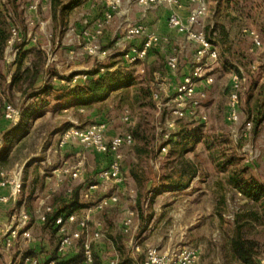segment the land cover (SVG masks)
Returning a JSON list of instances; mask_svg holds the SVG:
<instances>
[{
  "label": "rangeland",
  "instance_id": "rangeland-1",
  "mask_svg": "<svg viewBox=\"0 0 264 264\" xmlns=\"http://www.w3.org/2000/svg\"><path fill=\"white\" fill-rule=\"evenodd\" d=\"M74 1L64 0L62 7L64 8L65 6V8H62L60 13L57 12L55 16L52 0L51 18L47 24L48 30L52 35L49 38L43 36L40 40V46H46L48 52H53L54 54L58 53L55 50L57 44L64 43L62 45L63 49H61L62 52L57 54L58 61L61 64L73 59V57H69L65 53L64 48L74 47L75 53H73V56L75 58L73 60H77L76 57L83 58L82 60L86 61L90 59L86 58V52L82 49L83 46L79 44L78 40L76 42L70 40L73 35H69L67 28L70 24H82V19L87 17L88 14L92 15L93 9L102 4L101 0H92L90 4H87L84 0H76L75 5L69 8ZM228 1L210 0L209 11L203 21V29L207 36L219 47L220 57L218 61L207 66V72L213 75L214 81L207 85L199 84L201 88L206 89V97L201 101V105L197 110V117L189 116L179 119L170 111V108L175 106L171 102V98L174 95L176 85L185 73L190 72L194 68L196 46L188 43L183 35L177 34L169 28L167 22L168 7L159 6L146 11L135 7L136 9L130 12L132 19L129 18L133 21L145 23L151 31L161 36L162 42L152 50L144 62L131 65L123 62L121 56L116 58L120 67L127 72H132L133 77L138 82L131 87L130 92L126 93V95H120L119 92L121 90H117L110 93L108 100L94 101L92 104L84 106L83 111L79 110L81 107L72 106L65 114L60 111L54 115L46 114L43 120L39 119L37 121V127L31 129L32 134L24 139L26 146L17 154L19 156L16 159L17 162L15 161L11 167L24 164V198L26 199L25 196H28L33 182V174H38L41 177L38 182V189L41 186L46 188L47 185L52 186L54 184L55 179L49 178V175L44 178V174L47 175L49 170L47 168L44 170V167H49V165L41 163V160L49 154V150H51L52 164L61 165L66 158L72 161L69 156L62 157L60 152L54 150L57 147L62 129L66 127V120L70 123L74 116L78 123L87 125L93 121L100 120L101 115L105 113L109 120L110 131L116 134L126 132L134 127L137 122H142V129L148 137V150L150 151L142 157H137L130 147L125 150L124 162L129 165L132 162L138 163L141 160L138 166L141 170L152 175L166 161L165 154L159 153L160 146L165 142L166 134L172 133L180 125L188 129L200 126L203 135L199 139L201 142L188 155L199 158L201 165L206 170L205 173L212 176L211 183L213 185L216 184L218 186V182L223 184L226 198L223 201L221 197L217 196L219 197L217 200L219 209L222 211L218 222H195L185 236H188L190 244L199 246L201 252L200 264H264V207L261 202H253L248 200L247 196L240 195L238 190L235 191L233 189V186L229 184L225 186L224 184L228 182L227 171L220 170V165L226 166L229 171L247 167L248 172L245 176H252L264 183V0ZM27 2V0H18L15 7L13 3H7V7L10 9L8 10L9 12L5 11L7 15L11 12L16 24L21 27L25 26L28 19L24 13ZM120 10H123V4L115 14L112 22L106 27L101 37V43L104 48H110L115 53L122 54L118 52L120 47L116 45L117 31L121 23L117 14ZM187 13L188 7L185 6L181 10V14L186 16ZM216 22L224 23L227 26L229 39L226 43L219 42L216 35L212 32ZM249 30L259 32L263 41L261 47H253ZM73 42L76 45H73ZM170 54H177L179 59L178 65L174 70L167 66V58ZM108 59L103 61L106 62ZM98 63L97 58H93V64L96 66ZM234 73L247 77L246 87L242 90L240 97V121L236 126L239 129V135L237 136L234 131L235 126L226 119ZM5 89L7 90L6 87ZM15 89L21 92L17 87ZM139 89H142L146 96L143 95L139 101H136L133 98V94L138 92ZM17 92L11 89L8 95L12 102L21 105L23 94L17 95ZM154 93L160 95L158 100L154 99ZM2 107L3 105L0 103V113L3 111ZM258 110H261V116L260 121L256 123ZM126 115L131 120L130 124L123 119ZM203 116H205V119L202 118ZM168 120L175 121V129L168 125ZM248 120H253V127L245 134L242 129ZM41 122L45 123L40 126ZM55 124L58 127L61 126V128L50 135V129ZM9 125L10 123L8 122L6 128ZM86 154L87 159L83 175L95 179L97 171L106 165V159L93 150H87ZM230 159H233V161H228ZM205 173H202L201 176L203 177ZM126 183L129 191L131 182L127 179ZM133 191H135V188H133ZM98 193L99 190L95 197L98 196ZM53 200H55L53 202L58 201L56 198ZM81 200V204L85 207L94 202L85 198H81ZM130 200L131 198L129 199L131 204ZM129 203L128 207L130 208L131 205ZM126 214L127 212L124 213L123 211L115 213V221L117 218H121L122 221ZM237 214H243L242 221L246 223L242 231L244 238L256 243L253 259L249 263L240 259L231 246V238L237 226L235 223ZM95 217L98 219L102 218V212L95 214ZM121 221L103 222L105 237L95 244L97 256L101 254L103 260H107V258L117 252L123 258H128L130 251L127 247L128 241L139 236L141 237V251L143 252L140 256L144 257L143 254L147 244L152 242L150 237L154 234L153 230L147 228V226H142L141 222H134L133 229L125 233L122 230ZM186 223L191 222H184V225ZM169 224V227L172 228V222H169ZM91 227L94 228L93 223H91ZM169 227L164 225L159 234L166 235L168 229L170 230ZM181 230V228H177V230L174 228V232L177 235L180 234ZM34 234L37 242L43 243L46 240L45 248L49 246V251L45 248L42 251L48 253L56 248L58 235L50 224H34ZM77 250L79 259H82L81 249L78 248ZM7 262L8 259L0 246V264H7Z\"/></svg>",
  "mask_w": 264,
  "mask_h": 264
},
{
  "label": "built area",
  "instance_id": "built-area-1",
  "mask_svg": "<svg viewBox=\"0 0 264 264\" xmlns=\"http://www.w3.org/2000/svg\"><path fill=\"white\" fill-rule=\"evenodd\" d=\"M24 13L27 15L25 26L16 24L12 17H9L8 38L4 50V61L6 64L15 62L19 47L17 44L33 43L39 44L41 37L52 35L48 30L47 24L51 18L52 0H27ZM6 2V1H5ZM102 14L93 22L87 17L82 19V24H70L67 28L71 41H79L87 55L97 58V61L108 59L115 52L109 48H104L101 43V37L106 27L112 22L115 14L122 7L123 0H104ZM125 12L130 13L135 7L146 11L151 8L165 6L169 8L168 26L177 34L183 35L186 41L194 46L195 65L194 68L185 73L180 82L176 85L171 102L175 106L170 111L177 118L197 117V110L201 101L206 97V89H199V84H211L214 81L212 74L207 71V66L219 60V47L207 36L203 29V21L208 14L210 0H127ZM188 7L186 16L181 14L184 7ZM121 11V10H120ZM48 14V15H47ZM9 16V15H8ZM117 33L116 45L122 53V60L127 64H136L144 62L150 52L162 42L161 36L151 31L143 22L133 21L127 18L121 22ZM253 47L262 46V38L259 32L249 30ZM78 36V38H77ZM138 40L140 42H138ZM73 42V45L76 43ZM57 45H64L58 43ZM41 48L47 53L48 67L55 59L53 52H48L46 46ZM10 52V54H9ZM73 53H75L73 51ZM177 54H170L167 58V66L174 70L178 65ZM105 69L101 68V72ZM48 79L49 75H45ZM90 75L87 72H76L71 76V85L84 84ZM247 84V77L234 73L232 76V91L228 103L226 119L233 125L236 136L239 135V129L236 128L240 121V100L242 90ZM154 99L158 100L160 95L153 94ZM23 106L13 102L5 101L3 104V115L15 127L20 123ZM205 119V116L202 117ZM128 124L131 120L128 115L123 118ZM168 125L175 129V121L168 120ZM253 127V120H248L243 126V131L247 134ZM109 120L100 119L87 125H81L77 121L71 120L69 124L61 131L58 138L57 147L54 151L60 152L68 147L82 148L75 154L76 160H64L63 164L55 166L47 171L49 178L55 177L54 184L49 187V195L41 200L39 210L33 215L28 208L19 207L13 212L7 222H0V246L6 254L7 264H66L64 261L79 255L81 249L82 259L74 261L72 264H91L95 258V244L105 237L103 221L93 217L96 212H101L114 204L123 200V194L119 189L127 186L123 170L125 150L132 147L134 137L131 132L108 136ZM166 134L165 141L170 137ZM3 138L0 136V144ZM87 150H93L97 154L104 156L106 165L97 171L95 179L83 175L84 165L87 159ZM162 153L166 154L168 146L161 148ZM49 154L42 159L43 165L52 167L51 150ZM23 169L16 165L10 169L0 170V186L8 189L7 193L0 194V206L5 204L17 205L23 195ZM81 184L82 197L91 199L99 190L106 191L104 195L95 199L94 202L86 207L79 214L76 209L70 213H60L52 215L56 209L51 202L52 195L60 186L66 185V194L73 192L72 182ZM126 188V187H125ZM129 191H131L129 189ZM133 191V190H132ZM240 195H243L238 191ZM134 210H128L122 220V230L125 233L130 232L134 227ZM52 217L50 224L58 235V244L55 249L46 253L37 252L33 248L37 238L34 236V224H46ZM36 221V222H33ZM93 223L94 228L91 227ZM128 249L134 252L141 251V237L131 238L128 241ZM49 251V249L47 250ZM80 254V255H81ZM201 252L199 246H180L161 249L158 246H147L145 250L144 264H200ZM107 264H126L118 253L107 258Z\"/></svg>",
  "mask_w": 264,
  "mask_h": 264
},
{
  "label": "trees",
  "instance_id": "trees-1",
  "mask_svg": "<svg viewBox=\"0 0 264 264\" xmlns=\"http://www.w3.org/2000/svg\"><path fill=\"white\" fill-rule=\"evenodd\" d=\"M10 2L13 3V6L15 7L18 0H7V3ZM75 2L76 0L71 3L69 8L74 6ZM228 2H230V0ZM7 3L0 4V76L2 79H5V74L3 73L5 64L4 62L1 63V60H3L4 57L6 42L10 37V22L5 20L4 16V13L6 14L5 11L10 9L7 7ZM62 4H64V0H53V10L55 16L57 15V12L60 13L62 11ZM212 32L221 43H226L229 39V31L224 23L216 22ZM29 54L32 55L30 65L22 67L25 57ZM120 56L122 57V54L114 53L106 62L101 61L96 64L94 69L88 72L90 77L84 84L71 85L70 83L67 87H56L52 79L58 74L56 70L46 66V51L38 44H34L31 48H21L15 60L17 67L13 74L10 86L17 87L23 93H27L28 97L37 99L30 102L26 106L22 105L23 110L20 123L17 126L12 127L8 133L2 136L3 144L0 148V170L8 169L13 166L14 162L19 157L17 154L24 148V146H26L24 139L32 134L31 129H35L37 127V122L35 121H39V119L43 120L45 118V111H51L53 113L51 115H54L59 111L62 114H65L64 109H69L72 106H87L92 104L94 101H104L109 97L110 93L117 90H121L119 92L120 95H126V93H129L131 87L138 83L133 77L132 72L123 70L119 64L116 68L111 70V67L118 63L116 58ZM101 68H104L105 71L101 72ZM46 74H48L49 77L43 81V77H45ZM41 79L43 82L41 81L38 85V82ZM67 80L70 81L69 79ZM139 90L133 94V98L136 101H139L141 96H146V94L142 92V89ZM145 92L147 93V91ZM257 112L256 123L260 121L261 110H258ZM101 116V119H108L105 113ZM66 122L65 126L69 124L67 120ZM41 123L40 126H42L45 122ZM60 128L61 126L58 127L57 124L52 125L49 134L51 135V133H54ZM200 128L201 127L198 126L197 128L188 129L185 126L180 125L160 146L159 153H162L161 148L163 146L166 145L169 148L165 156L171 158L169 161L170 163L168 162L170 167H172L171 170H165L164 172L157 171L153 175L148 174L146 171L141 170L138 166L141 163L140 158H138L140 160L138 163L132 162L128 165L129 173L137 184V207L141 215L143 207L142 202L147 195L151 193V189L147 188L149 181L152 180L153 183L158 184L160 188L174 191L186 187L194 177L201 174L196 159L188 155V153L193 151L195 147H198L201 142L199 139L202 138L203 135ZM128 131L132 133L135 141L132 146L133 153H135L137 157H142L144 154H148L150 151L148 150L149 141L142 129V122H137L135 126ZM228 161L232 162L233 159ZM220 170L227 171V180L230 185L240 191L243 195L247 196L248 200L261 202L264 207V183L252 176H245L248 172L247 167H242L241 169L236 168L229 171L226 169V166L220 165ZM36 178H38V174L36 175ZM35 182L36 180L31 184L29 196L35 192ZM81 198H83L81 194V184H78L75 189H73L72 194L67 195L63 193L56 198L58 201L53 203L54 205L59 203V206H55L56 209L52 215L56 216L60 213H70L71 210L85 207L81 204ZM106 209L107 208L104 210ZM253 213L257 214L256 212ZM242 219L243 214L236 215L235 223L237 226L235 228V233L231 238V246L240 259L249 263L253 259L255 252L254 246L256 243L252 240L244 238L242 231L246 223H244ZM51 221L52 217L48 219V223L46 224H50ZM141 225L144 226V222H141ZM76 260L80 261L81 259H79V256H76L70 259L68 258L64 262L66 264H72ZM105 262H107V260H103L99 256L95 255L91 264H106Z\"/></svg>",
  "mask_w": 264,
  "mask_h": 264
},
{
  "label": "crops",
  "instance_id": "crops-1",
  "mask_svg": "<svg viewBox=\"0 0 264 264\" xmlns=\"http://www.w3.org/2000/svg\"><path fill=\"white\" fill-rule=\"evenodd\" d=\"M84 1L87 4H90L92 2V0H84ZM101 1H102L101 6H98V7H96V9H93L92 15L88 14V18L92 22L94 20H96L98 17H100V15L102 14V10H103V6L105 5V2H104V0H101ZM126 2H127V0L123 1V10H121L117 14L118 19L120 20L119 22H124L129 17L132 19V17L130 16V13H127L124 10V9H126V5H127ZM3 3L6 4L7 0H0V4H3ZM8 15L4 13L5 20L9 21L8 20L9 17H12L13 20H15V18L13 17V14L11 12H10V14L8 13ZM23 27H24V25H23ZM117 33L121 34L119 31H117ZM38 45H40V43ZM17 46L19 47V51H20L21 48H23V49L31 48L32 46H34V44L33 43H23V44L18 43ZM61 49H63V48L60 45H57L55 48V50L58 51L59 54L62 52ZM82 49H84V48L82 47ZM64 50H65V53L69 55V57H73V59L75 58V56H73V51L75 52L74 47H70L68 49L64 48ZM77 52H79V51H77ZM118 52H120V51H118ZM58 53L55 54L54 61L49 65V67H51L53 70H56L57 74H58V75H55L52 79V81L55 83L56 87H63V86L67 87V86H69L70 81H68L67 79L70 80L71 76L74 73H76V72H87L88 73L91 70H93L95 67V65L93 64V57H91L87 54H86V58H90L88 61L82 60L83 58L81 59V58L76 57L77 60L69 59V60H67V62H65V64H61L58 61V55H57ZM31 59H32L31 54H29L27 57H25L22 67L30 65ZM3 62L5 64V67L3 69V73L5 74V79H2L0 76V103L2 105L4 104L5 101L12 102L9 95H8L9 90L14 89V92L18 91L17 89H15L16 87L10 86V83L12 81V77H13V74L16 70L17 64H15V62L10 64V65L6 64V62L4 61V57H3V60H1V63H3ZM116 66H118V63L116 65H114L113 67H111V70L116 68ZM41 81H42V79L38 82V85L41 83ZM43 81H45V77H43ZM5 87L7 88V90L5 89ZM199 89H201V86L199 87ZM20 93L23 94L21 104L26 101L24 103V106H26L30 102L35 101L37 99V98L35 99L33 97H28L27 93H23L22 91L21 92L18 91L16 94L21 95ZM106 100H108V98ZM106 100H104V101H106ZM80 107L81 108H79V110L83 111L84 106H80ZM69 109H64V112L66 113ZM0 114H1V116H0V136H4L6 133H8L12 129V127L9 125L6 128V124H8V121L5 119V117L3 115V111ZM46 114H53V113L51 111L47 110V111H45V115ZM74 118H76V117L74 116L73 119H71V120L77 121V119H74ZM35 122H37V121H35ZM126 132H128V131H126ZM113 135H116V133H113V131H110V129H108V136L111 137ZM1 146L2 145L0 144V148H1ZM81 150H82V148H79V147L78 148L68 147L67 149L61 151L60 154L62 155V157L69 156V159H72V161H74L77 159L75 154ZM192 158L196 159V161L198 162L199 170H200L201 174L205 173L206 170L201 165V161L199 160V158L198 157H192ZM165 159H166V161L160 167H158V170H157L158 172H164L165 170H171L172 167H170V165L168 164V162L170 161L171 158L166 157ZM25 164H26V161H25ZM52 165H53L52 167H50V166L44 167V170H46V168L50 170L51 168H53L55 166H59V164H56V165L52 164ZM123 170H124L126 181L128 179L131 182L130 183V185H131L130 190L131 191H128V185L125 186L126 188L120 187L119 191L121 194H123V200L120 203H118L116 205L114 204V205L108 207L106 210L101 211L102 212V218H99V219L102 220L103 222H120L121 218L120 219L117 218L115 221V219H114L115 213H117L119 211H121V212L123 211L125 213V212H128V210H134L135 211L134 222H144V227L147 226V228L154 231V234L150 237L152 239V242L148 243L147 246L155 245L161 249H166L168 247L194 246L195 244L189 243L190 240H189L188 236H185L187 231L190 229V227L195 222H218L219 221V218L221 216L222 211L219 209V203L217 202V200L219 199V197H221V199L223 201H225L226 197H225V194L223 191L224 190L223 184L218 182V186L216 184L213 185L211 183V181H212L211 175H210L211 176L210 177L209 174L205 173L202 177L201 174H199L196 177H194L193 180H191V182L186 187L181 188L180 190H174V191L160 188L158 186V184L153 183L152 180L149 181L147 184V188L151 189V193H149L147 195V197L142 202L143 207H142V211H141L142 215H141L140 211L138 210V207H137V197H138L137 184H136V181L133 179V177L130 175L129 167L126 164V162H124V164H123ZM43 173H44V171H43ZM221 173H224V172H221ZM127 174H128V176L126 177ZM32 177H33L32 183H34V181L36 180L35 192L31 196H29L30 193H28V196L26 195L25 196L26 199H25L24 198L25 194H24V190H23V195H22V197H21V199L17 205H14L11 203L1 205L0 206V222H7L10 219V217L12 216L13 212L16 210V208H19V207L28 208V210L33 215L39 210L41 200L50 194L49 193L50 185H47L46 188H45V186L44 187L41 186V188L38 189L39 188L38 182H39V179H41V177L38 176V178H36V175H34V174ZM46 177L47 176L44 174V178H46ZM52 178L55 179L54 176H52ZM72 183H73L74 189H75V187L78 185L79 182L76 181V182H72ZM227 184L230 185L229 182L225 183L224 185L227 186ZM133 188H135V191H132ZM233 189L235 191H237L236 188L233 187ZM7 192H8V189L2 188L0 186V194L1 193H7ZM105 192L106 191L100 190V192L98 193V196L97 197L94 196V199H92V200L90 199V200L93 202L95 200V198H99L101 195H104ZM63 193L66 194V185L60 186L59 189L52 195V199H51L52 203H53V201H55V200H53L54 198L59 197ZM81 194H82V192H81ZM217 196H219V197H217ZM127 197L129 199L131 198V200H130L131 204L129 203V199ZM28 199H29V201H28ZM128 203L131 205L130 208L128 207ZM54 206H59V203H57ZM88 206H90V205H88ZM88 206H86V207H88ZM86 207L76 209V210L79 214H81L86 209ZM97 213H99V212H96L93 214L94 218H96L95 214H97ZM96 219H98V218H96ZM33 222H36V221H33ZM169 222H172V224H173L172 228L169 227V225H170ZM184 222H191V223H186L184 225ZM164 225H167L170 228V230L168 229L166 235H164V234L160 235L159 233L163 229ZM176 227L178 229H180V228L182 229L179 235H177L174 232V228H175V230H177ZM184 228H186V230H184ZM46 243H47L46 240H44L43 243L36 241L33 244V248L37 252H40L43 250V248H45ZM45 249L48 250L49 246L46 247ZM141 253H143V252L142 251L134 252V251L130 250L128 258H123L119 253H118V255L120 256V258L123 261L126 262V264H144L145 252L143 254L144 257L140 256ZM95 255L96 256L98 255L97 252H95ZM99 256L102 258L101 254ZM105 263L107 264V262H105Z\"/></svg>",
  "mask_w": 264,
  "mask_h": 264
}]
</instances>
